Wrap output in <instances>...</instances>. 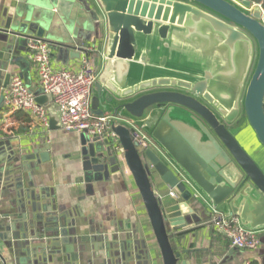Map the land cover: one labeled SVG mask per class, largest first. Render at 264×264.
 <instances>
[{"label":"water","instance_id":"95a60500","mask_svg":"<svg viewBox=\"0 0 264 264\" xmlns=\"http://www.w3.org/2000/svg\"><path fill=\"white\" fill-rule=\"evenodd\" d=\"M68 1L83 2L98 20V25L104 23L107 29L106 64L94 86L92 111L100 117L110 116L115 120L107 139L91 138L86 132L80 134L78 158L85 181H102L121 165L128 168L148 214L163 264L188 263L182 261L184 253L174 248V236L193 233L194 238H198L203 228L214 224L212 220L201 223L202 219L191 206L193 202L202 208L207 204L226 217L236 216L249 230H264V17L258 0H44L46 12L33 17L29 24L21 25L18 30L8 31L2 22L0 43L10 50L19 45L26 47L33 39L43 40L54 19L50 7H61ZM186 19L205 26L215 36H223L228 44L241 46L249 52L232 107L226 108L215 101L216 92L209 89L207 77L196 82H177L154 72L148 80L139 82L136 78L133 85L128 86L133 64L151 65L150 55L159 48L155 45L156 40H166L169 33L176 26H182ZM50 44L58 57L80 60L83 53L87 55V48L83 50L71 32ZM255 45L256 65L240 103ZM4 61L8 63L0 65V73H5L4 87L7 88L12 74L4 71L9 64L15 65V61L7 56ZM166 61L163 59L158 64L164 66ZM26 84L31 85L28 76ZM33 93L39 105L50 109L51 95L42 94L41 89ZM188 121L194 122L200 134L206 136V145L194 144L193 137L185 129ZM129 122L152 140L157 157H151L149 149L138 147ZM245 125L259 145L253 155L238 139L245 133ZM57 127L56 120H51V128ZM41 155L45 160L46 156ZM159 157L165 159L172 170ZM34 158L36 156L31 154L23 160ZM153 172H157L185 202L169 205L162 200L152 184ZM19 199H22L21 194ZM28 206L35 215L33 225L42 230L40 233L45 238L68 237V227L72 224L66 214L52 213L51 209L45 208L46 213L38 215L34 203L30 202ZM21 209L25 210L26 205L23 204ZM6 228L8 225L1 223L0 233ZM6 242L5 236L0 235V264H9L2 246L8 247ZM49 245L40 238L33 249L41 250L44 256L43 250ZM38 258L43 259L41 255ZM42 261L46 262V259Z\"/></svg>","mask_w":264,"mask_h":264},{"label":"crops","instance_id":"0c3cea01","mask_svg":"<svg viewBox=\"0 0 264 264\" xmlns=\"http://www.w3.org/2000/svg\"><path fill=\"white\" fill-rule=\"evenodd\" d=\"M43 4L44 0H0V25L5 22L8 31H16L21 25L29 24L33 17L44 14L47 8ZM65 4L50 7L54 19L43 40L48 43L59 41L71 32L83 50L88 47L97 50L93 62L100 77L106 64V25H98V20L83 2L68 1ZM155 45L159 48L150 55L152 64H133L128 86L136 80H148L154 72L177 82H196L207 77L209 89L216 92L215 101L226 108L233 106L249 60V52L244 48L228 44L223 36H215L205 26L189 19L182 26H176L166 40H156ZM74 46L77 48L76 44ZM8 48L0 43V65L6 62L5 56L14 60L15 65L9 64L4 72H10L12 77L19 74L25 82L28 76L30 90H40L27 46ZM51 52L56 53L52 57L53 67L61 70H81L87 56L83 53L80 60L58 57L54 47ZM163 59L167 61L160 66L158 62ZM256 60L255 45L240 103L244 100ZM5 84V73H0V224L9 227L0 235L7 240L8 247L2 246L9 264H34L35 261L39 264H163L148 214L128 168L121 165L102 181L87 183L78 158L80 134L61 129L59 110L52 103L47 128L29 113L11 112L5 98L11 80L7 88ZM94 115L100 117L95 111ZM53 119L58 126L55 129L51 128ZM185 129L197 146L208 143L194 122L188 121ZM244 131L238 139L253 154L259 145L247 125ZM31 154L36 158L23 160ZM41 154L46 156L45 160ZM152 184L156 194L169 205L185 202L157 172H153ZM198 199L203 200L200 196ZM30 202L37 207L38 215H44L45 208L51 209L52 213L66 214L72 224L68 227V237L45 238L40 233L42 230L32 223L35 215L28 206ZM23 204L26 209L19 210ZM191 206L202 224L212 220V207L205 204L202 208L197 202ZM5 215L8 218H3ZM40 238L50 243L43 250L44 256L41 250L33 249ZM260 238L258 250H238L211 223L201 230L198 238H194L193 233H186L174 236L173 242L176 250L184 253L182 261L186 260L187 264H264V230ZM39 255L46 262L39 259Z\"/></svg>","mask_w":264,"mask_h":264},{"label":"built area","instance_id":"2783aa9c","mask_svg":"<svg viewBox=\"0 0 264 264\" xmlns=\"http://www.w3.org/2000/svg\"><path fill=\"white\" fill-rule=\"evenodd\" d=\"M257 5L264 17V8L259 3ZM51 48V44L42 39L30 40L27 45L28 57L34 66L42 94L51 95L52 104L59 110L61 129L78 134L86 132L91 138L107 139L111 135L115 119L110 116L97 117L92 111L94 86L99 78L94 62L86 56L79 71L55 69L52 65ZM5 98L11 112L29 113L42 126L49 127L50 109L36 102L35 94L21 75L12 77ZM128 124L138 147L147 150L151 145L154 146L139 127L130 122ZM212 209V221L227 236L233 248L243 251H256L260 248L262 230H249L238 217H226L217 209Z\"/></svg>","mask_w":264,"mask_h":264},{"label":"rangeland","instance_id":"374dc122","mask_svg":"<svg viewBox=\"0 0 264 264\" xmlns=\"http://www.w3.org/2000/svg\"><path fill=\"white\" fill-rule=\"evenodd\" d=\"M34 89H36V88L34 87ZM32 91L34 92V90H32ZM36 91H39V90H36ZM148 152H149V154H150L151 157L152 156H154V157H157L158 156V152H157L156 148L153 145L150 146ZM159 158L161 159V162H163L165 164V166H167L170 170H172V166L169 163H167L165 161V159H163L162 157H159Z\"/></svg>","mask_w":264,"mask_h":264},{"label":"trees","instance_id":"16d2710c","mask_svg":"<svg viewBox=\"0 0 264 264\" xmlns=\"http://www.w3.org/2000/svg\"><path fill=\"white\" fill-rule=\"evenodd\" d=\"M258 3H264V0H258ZM98 54L97 50L93 49V48H90L88 47L87 48V57L94 61L95 60V56ZM172 244L174 245V242H173V239H172ZM174 248H175V245H174Z\"/></svg>","mask_w":264,"mask_h":264},{"label":"flooded vegetation","instance_id":"af4514ba","mask_svg":"<svg viewBox=\"0 0 264 264\" xmlns=\"http://www.w3.org/2000/svg\"><path fill=\"white\" fill-rule=\"evenodd\" d=\"M259 4H261V5H262V7L264 8V3H259Z\"/></svg>","mask_w":264,"mask_h":264}]
</instances>
